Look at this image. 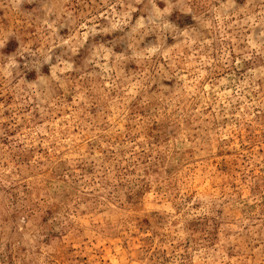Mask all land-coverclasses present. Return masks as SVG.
Masks as SVG:
<instances>
[{
	"label": "rangeland",
	"instance_id": "rangeland-1",
	"mask_svg": "<svg viewBox=\"0 0 264 264\" xmlns=\"http://www.w3.org/2000/svg\"><path fill=\"white\" fill-rule=\"evenodd\" d=\"M0 264H264V0H0Z\"/></svg>",
	"mask_w": 264,
	"mask_h": 264
}]
</instances>
